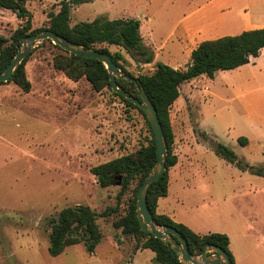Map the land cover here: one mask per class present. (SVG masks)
Returning <instances> with one entry per match:
<instances>
[{
    "label": "rangeland",
    "instance_id": "1",
    "mask_svg": "<svg viewBox=\"0 0 264 264\" xmlns=\"http://www.w3.org/2000/svg\"><path fill=\"white\" fill-rule=\"evenodd\" d=\"M61 1L28 0L33 28H47ZM100 17L141 22L153 63L138 66L124 49L100 46L124 53V67L138 77L152 75L158 63L186 70L205 40L264 29V1L94 0L72 7L71 26ZM22 23L0 7L1 37L11 40ZM56 46L43 41L28 56L29 93L14 83L0 85V264H157L150 250L134 256L138 239L114 226L127 214L139 177L120 199L118 182L102 188L91 172L148 146L149 120L112 88L97 92L86 77H67L55 67V57L66 55ZM170 118L180 163L169 171L167 212L197 234L228 235L235 264H264V177L224 160L212 147L220 142L244 164L264 168V50L213 80L185 83ZM243 137L246 146L239 143ZM76 205L108 213L97 221L103 240L94 253L80 243L53 257L49 221Z\"/></svg>",
    "mask_w": 264,
    "mask_h": 264
},
{
    "label": "trees",
    "instance_id": "2",
    "mask_svg": "<svg viewBox=\"0 0 264 264\" xmlns=\"http://www.w3.org/2000/svg\"><path fill=\"white\" fill-rule=\"evenodd\" d=\"M28 0H0V7L16 14L23 23L13 32L11 40L0 36V74L9 66L18 53L19 46L24 38L38 35L45 30H51L71 42L84 45L111 56L114 63L123 74L130 75L135 82L125 78H118L117 82L129 94L142 102L141 91L144 90L156 107L160 122L163 127L168 157L164 175L149 188L147 204L153 215L155 223L160 227H172L178 230L188 242L190 252L200 256L207 244L218 246L226 251L231 261L235 264L230 250V238L226 234L211 233L199 235L188 226L175 222L167 215L157 213L158 200L168 195L169 171L178 164V156L174 153L173 146L175 135L170 118V110L175 101L180 97V87L201 76L214 79L220 71H231L251 63L252 59L260 56L264 50V29L245 30L238 35L223 36L214 40L201 42L191 53V62L186 70H176L163 63L156 65L152 75L133 76L124 67L126 63L124 53L121 51L112 54L107 48L100 47L107 44L124 49L138 66L151 64L154 55L143 43L141 35V22L136 19H114L100 17L91 22H80L71 26V10L73 6L91 3L94 0H62L57 13H50L49 26L45 29L33 28V15L26 4ZM61 49V47L56 46ZM54 59L55 67L62 70L72 80L86 77L93 89L97 92L105 87L111 88L110 76L106 66L96 59L82 58L65 52ZM135 53H137L135 55ZM28 57L22 62L12 78L7 83H14L23 92L29 93L32 85L27 78L25 66ZM123 62V63H122ZM6 83H0L3 85ZM128 105L135 106L145 117V113L124 96L117 94ZM152 139L148 146L143 147L135 155H125L109 162L100 164L91 169L102 188L113 186L122 176L121 192L118 198L130 188V185L139 177L135 197L130 201L128 212L114 223L117 230L123 235L135 236L138 241L136 251L151 250L155 253V262L158 264H183L181 256L175 252L169 241L154 237L150 232H143L137 217V191L145 178L152 173L157 161V145L151 124ZM205 134V133H204ZM239 143L246 146L247 138H240ZM216 154L224 160L237 165L240 169L254 175L264 177V168L244 164L238 159L235 152L228 146L216 142L212 145ZM115 211L117 209H114ZM112 209V211H114ZM104 212L98 215L89 206L76 205L67 207L50 219L51 232L49 234V254L57 257L64 253L67 247L83 243L89 253H94L95 248L103 240V234L97 223L99 217H107Z\"/></svg>",
    "mask_w": 264,
    "mask_h": 264
},
{
    "label": "water",
    "instance_id": "3",
    "mask_svg": "<svg viewBox=\"0 0 264 264\" xmlns=\"http://www.w3.org/2000/svg\"><path fill=\"white\" fill-rule=\"evenodd\" d=\"M51 40L55 45L61 47L66 52L74 54L82 58L96 59L101 61L107 68L110 76L111 88L115 93L124 96L134 105L138 106L147 116L152 130L155 134L157 145V161L151 174H149L140 185L137 194V217L143 232H150L154 237L169 241L173 250L181 256L183 264H234L229 255L222 248L207 244L200 256H195L190 252L188 242L183 238L182 234L172 227H160L153 218L147 204V196L149 188L157 180H159L166 171V159L168 151L166 149L165 135L162 124L160 122L156 107L151 102L144 90L141 91L142 102L124 90L117 82L118 78H125L130 82L136 81L130 76L123 74L118 66L114 63L110 55L88 49L84 45L69 41L65 37L51 31L45 30L38 35L28 36L23 40V49L17 43L18 53L9 66L0 74V83L10 81L16 70L22 62L32 53L37 44ZM118 178V185L122 183V176Z\"/></svg>",
    "mask_w": 264,
    "mask_h": 264
},
{
    "label": "crops",
    "instance_id": "4",
    "mask_svg": "<svg viewBox=\"0 0 264 264\" xmlns=\"http://www.w3.org/2000/svg\"><path fill=\"white\" fill-rule=\"evenodd\" d=\"M264 1V0H263ZM220 72H222V71H220ZM220 72H218L217 74H219ZM217 74H216V76H217ZM216 76H215V78H216ZM202 77V76H201ZM206 77V76H205ZM214 78V79H215ZM192 81H194V80H192ZM191 81V82H192ZM188 83H190V82H188ZM185 84V83H184ZM184 84H182V86H184ZM181 86V87H182ZM181 87H180V97L175 101V103L176 102H178L179 100H180V98H181ZM174 103V104H175ZM173 104V105H174ZM180 163V160L178 161V164ZM177 164V165H178ZM173 178V172H171V174L169 173V184H170V182H171V179ZM169 192H170V188H169V185H168V194H169ZM168 196V195H167ZM166 196V197H167ZM166 197H162V198H160L159 200H158V207H157V213L158 214H161V215H167V216H169L171 219H173L172 218V216H170L169 215V213L167 212V203H165V202H163V199H165ZM174 220V219H173ZM175 221V220H174ZM176 222V221H175ZM179 223V222H178ZM183 224V223H182ZM185 225V224H184ZM191 229V228H190ZM196 233V232H195ZM199 235H207V234H199ZM229 237V236H228ZM230 245H231V241H230ZM146 250H148V249H146ZM141 251H145V250H139V251H137V252H135L134 253V256H136L137 255V253H139V252H141ZM151 251V250H150ZM154 253V252H153ZM133 260V259H132ZM131 260V261H132ZM153 260L155 261V253H154V258H153ZM131 263V262H130ZM158 264V263H157Z\"/></svg>",
    "mask_w": 264,
    "mask_h": 264
}]
</instances>
